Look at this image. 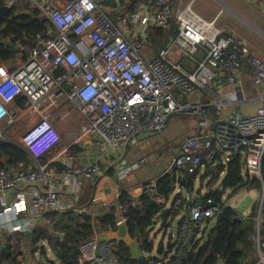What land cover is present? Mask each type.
Masks as SVG:
<instances>
[{
	"label": "built area",
	"instance_id": "obj_1",
	"mask_svg": "<svg viewBox=\"0 0 264 264\" xmlns=\"http://www.w3.org/2000/svg\"><path fill=\"white\" fill-rule=\"evenodd\" d=\"M193 1L178 6L175 0H149L132 14L124 15L118 24L103 9V0H63L60 4L45 0L38 4L48 25L34 34L32 45L25 39H15L18 52L26 58L0 79V124L27 121L19 143L32 161L26 170L22 169L23 164L18 170L0 169V227L4 225L12 235L46 228L52 239L62 240L65 233L56 228V220L50 215L69 210L81 213V179H94L105 173L97 160L67 164L65 169L38 163L61 140L50 122L61 99L85 119V133L99 156L109 162L115 158L117 180L147 161L145 156L127 161L120 156L124 149L135 146L141 136L162 130L171 115L198 117L197 133L183 140L171 160V169L188 177L197 173V178L207 164L212 168L226 166L231 154L245 152L247 162L255 163L251 175L261 179L264 93L252 115L230 117L217 122L212 130L206 118L208 107L191 103L188 98L212 84L216 72L221 70L233 91L218 98L217 110L225 103H236L243 92L241 65L250 66V79L260 88L264 87V62L251 52L244 39L216 28L213 21L200 16L192 7ZM12 2L9 1V7ZM129 19L139 26L133 37H127L132 31L128 28ZM171 21L177 32L169 44L149 58L144 56L142 38L147 29L166 28ZM170 51L177 52L181 60L193 62L195 68L187 71L180 62H173ZM199 53L203 54L201 60L197 58ZM20 97L26 98V106L12 108ZM0 138H4L1 131ZM63 186L70 191L67 203L59 195ZM137 189V195L146 194L155 204L166 206L168 201L157 195L154 181ZM182 192L177 187L179 195L167 206L183 212L175 225V220L168 225V240L173 243L178 260L186 257L198 232L220 213L219 205L212 199L201 198V189L196 198L200 203L190 193L182 197ZM224 192L222 200H227ZM136 202L133 199L132 204ZM182 204L185 206L181 207ZM125 213L126 207L119 206L115 226L127 223ZM241 218L243 215L237 213V219ZM256 228L253 251L258 264H264V241L258 223ZM137 240L140 244V238ZM117 244L114 240L99 241L94 233L77 246L74 262L118 264ZM150 257L147 264H167L166 259L161 261L162 256Z\"/></svg>",
	"mask_w": 264,
	"mask_h": 264
},
{
	"label": "trees",
	"instance_id": "obj_2",
	"mask_svg": "<svg viewBox=\"0 0 264 264\" xmlns=\"http://www.w3.org/2000/svg\"><path fill=\"white\" fill-rule=\"evenodd\" d=\"M15 4L10 8L7 17L0 21V63H6L14 57V53L10 52L4 46V42L9 39L14 43L15 38L26 37L27 44L32 45L34 34L46 25L47 20L39 18L36 10L24 11L28 8L27 2L24 0H15ZM140 1L133 0L129 5V11L133 12L135 6ZM4 0H0V6ZM177 32V28L173 21L166 28L154 27L149 31L151 42L156 43L158 50L165 48L169 39H172ZM18 102V103H17ZM16 103L23 108L26 103L25 97L17 99ZM74 150V148H72ZM76 151L78 148L75 149ZM43 163V157L40 159ZM31 157L26 150L19 144L9 142L0 138V169H18L23 164L24 170L28 164H31ZM57 165V163H52ZM208 165V164H207ZM245 168V160L241 153H233L230 155L229 162L226 166L213 167V172L206 184L207 192L202 198H210L220 207L221 215L214 219V225L206 231L204 227L197 234L192 242L186 257L176 259L174 254L173 243L168 240L166 248L160 243L157 246V252L163 256V260H167V264H246L247 257H254L253 237L257 231L256 216L259 210L257 201L252 205L250 213L241 219H237V213L233 208L227 205V200H222L223 191L229 190L230 195L241 188L255 187L261 191V184L264 185V154L260 164L261 180L256 177L250 178L247 173L242 174ZM224 175L221 176V172ZM196 174L189 176L188 187L191 190L192 181L196 178ZM182 174L175 169H171L160 176L155 182V189L158 196L168 201L171 194L176 191L177 183L181 179ZM220 178L217 187L212 188V183ZM222 188V190H220ZM179 195L175 193L174 196ZM118 206H125L127 217V229L131 237L140 238V242L146 238L144 244H139L140 252H150L152 243L148 241L149 231L156 222L160 223V230L166 232L168 225L173 222L181 211L170 207L165 213H162L164 204L148 205L150 198L146 194H140L138 204L133 205V198L122 190L117 198ZM115 208L112 207L104 215L97 217L95 224L90 216L79 215L73 211L65 212L61 216H55L57 229L65 233L62 240H54L49 238L46 228H37L27 236L24 233H17L11 238L4 239V251L0 254V264H17V257L22 256L21 245H24L25 238H29L30 245L35 247L40 241L46 240L49 249L57 259L59 264H75L70 262V254L73 246H78L81 242L93 236V228L99 232L115 228ZM209 223V222H208ZM207 223V224H208ZM258 231L261 241H264V200L260 208V222H258ZM118 264H137V260L132 258L129 249L122 242L117 244ZM1 246V243H0ZM32 251V250H31ZM43 252V248H41ZM250 257V256H249ZM257 257L251 261L255 264ZM39 264H44L43 262ZM162 264H166L162 262Z\"/></svg>",
	"mask_w": 264,
	"mask_h": 264
},
{
	"label": "crops",
	"instance_id": "obj_3",
	"mask_svg": "<svg viewBox=\"0 0 264 264\" xmlns=\"http://www.w3.org/2000/svg\"><path fill=\"white\" fill-rule=\"evenodd\" d=\"M9 1H8V3H9ZM24 1L28 3L27 4L28 8L24 11L25 13H28L29 10H36L38 12L37 16L43 20H46L43 13L38 8V4L41 2H44L45 0H24ZM62 1L63 0H56V2L58 4H60ZM132 1L133 0H103L102 5H103V9L106 11V13L109 15V17L113 20V22L118 24L119 21L124 17V15H126L127 13L132 14L141 5L147 4L149 0L148 1H140V3L135 6L134 11L130 12L129 11V5ZM190 1L191 0H186V1L181 2L180 0H175L176 4L178 6H184L185 4L189 3ZM195 1L196 0H194V3H195ZM246 1L251 6L252 5L256 6L258 8V10H259V7L261 6V10L263 11V14H264V0H246ZM5 2H6V0H4V3L1 6L5 5ZM15 2L16 1L13 0L10 7L8 6V3H6V5L9 7V10L15 4ZM194 3L192 6L193 9H194ZM258 4H260V5H258ZM196 10L200 11L199 13H201L203 15L204 10L202 7L198 6L196 8ZM201 10H203V11H201ZM217 16H218L217 14L215 16H213V14H212L210 17L205 16L206 18H209L211 20H207L203 16L202 17L206 21H209V22L213 21L214 25H215ZM220 27H222L220 29L227 31L225 28H223L226 26H220ZM128 28L131 29L132 31H130L129 33L127 32L128 33L127 37H133L134 35L137 34V32L139 30V26L137 24H135L134 22H132V20H130V19L128 21ZM151 29L152 28L149 27L146 31L145 36L142 38L143 55L146 56L147 58L153 56L158 51V48L156 47V43H154L153 41L151 42L150 36L148 35L149 31ZM140 32H141V28H140ZM227 32L233 33L230 31H227ZM238 37H240V36H238ZM12 38L14 39V41H15V39H25V41H28V39L26 37L15 38V36L12 35ZM170 40L171 39H169L167 45L169 44ZM5 42H11L14 45V47L16 48V46L14 44L15 42L13 43L9 39H7ZM12 53H14L15 55L11 60H9L6 63H0V79L3 76L12 72L15 68H17L26 58V56L24 54H20L18 52V50H17V52H12ZM169 58L173 62H180L182 64V66L184 67V69L187 71H192L195 68V64L193 62L188 61L186 59L181 60L180 55L175 51L169 52ZM197 58L199 60H201L203 58V54L199 53L197 55ZM220 73H221V70L216 72L217 77L213 81L212 84L208 85L204 89L198 90L194 95H192L188 98V100L191 103H199V104H203V105L208 107L209 112L206 114V118L209 121V129H211V130L213 129V128H211L212 123L215 126L217 122L226 121L230 117L237 118V116H241V118H244V117H248V116L252 115L256 111V109L260 106V104H261L260 96L264 93V87L258 88V87H255L253 85V83L250 79V66L247 64H242L241 68H240V77L242 80L243 92H242L241 96L239 97V100L236 103H225L222 106H220L219 109L217 110L216 103H217L218 98H222L224 96V94H227V93H230L233 91V86L227 84L224 81V77ZM16 101L13 102L11 107L12 108H21L18 106V104H17L18 102L16 103ZM26 103H25V106H26ZM223 107L226 108L225 109L226 112L224 114L221 112V109H223ZM64 114L58 115L56 113H51L50 122L55 127V129H62L63 128L64 122L62 120L64 117H66ZM173 116H176V115H173ZM171 117L172 116H170L168 118V121L170 120ZM194 118L196 119L195 126L191 130H188V134H186L179 141H177L176 144L170 143L167 146L164 144L163 145H156V143L153 141L150 144L151 146L144 147L142 143L144 141H147L151 137V135L153 134V133H151V134H146V135L141 136L139 138L138 143L135 146H127L124 149V153L120 154V156H123V158L126 159L127 161H132L138 157L145 156L147 159L146 163H148V161H149L148 156L150 155L151 152L153 154H155L157 149H158V151H159V149H163V152H160V151L157 152L158 156H163V153L165 151H167V148H169V150L167 151L170 154V158L168 159V163H164L162 167H159V168L154 169V170L151 169L150 166H146L145 165L146 163H145V164H142L139 167V169H137L136 171L129 173L125 178L117 180L116 174H115V171L113 168V162H114L115 158H113V160L109 162V160H105L106 157L99 156L96 149L90 143V140L85 133V130L87 128V123H86V121H84L85 119L83 121H79L78 123L71 121V120L66 122L68 128H70V130H69L70 137L72 138L78 134L77 137H75V140H74L72 146H70L67 150V153H69V157L65 153L63 155H61L59 153L58 154L56 153L57 154L56 155L53 153L57 150L58 145L61 142V140H60L59 144L54 149H52L51 151L46 153L44 156H42L44 162L41 163V161H40V159L42 158L41 157L38 159V163L41 165H48V166L57 167L60 169H65L67 167V164H80V163L88 162L90 160L99 161L100 167H102V170L105 172L104 175L98 176L94 179H85V178L81 179V184L79 186L78 204L81 207H83L82 208L83 211L81 213H76L75 211H73L79 215L90 216L92 219H94L93 223L95 224L97 217L104 215L112 207L115 208L116 203H117L116 200L118 198L117 196H119V193L122 190H125L133 199L136 200L138 198V195H137V191H135V190H138L137 189L138 187L154 181L161 174L171 170V168H170L171 160L179 151V148H180L183 140L185 138L191 137L197 133L198 117L194 116ZM168 121H167L166 125H168ZM6 127H10V126H6ZM2 134L4 136V133H2ZM3 139H5L9 142L11 140V139H9V137L7 138L5 136ZM72 148H74V150ZM76 148H78L77 151L75 150ZM51 153H53L52 154L53 156L51 155L49 157H46ZM244 153H242L241 155H242L243 159L245 160V168H244L245 174L247 173V175L250 178L255 177V176L251 175L252 174L251 170H253L252 167L255 166V163L253 161L247 162V160H246L247 155ZM72 157L74 158V161L72 160ZM158 161L159 160L157 159V162ZM52 163H57V165H53ZM201 169H204V171H205L204 175L211 176L210 173L213 172L212 167L208 166V165L201 168ZM13 170H18V169H13ZM200 179H201V177H200ZM202 180H203V178L201 179V181ZM259 180H261V179H259ZM73 183H75V182H73ZM261 186H262V184H261ZM190 191L191 190L189 189L187 191V193H190ZM225 192H224V194H225ZM59 195H60V199L62 200L63 203H67L70 199V196H69L70 191L67 190L64 186L59 188ZM181 196H182V193H181ZM202 196H201V198H202ZM196 198L198 199V196L193 197V199L195 201H196ZM170 201H171V199L169 198L165 207L169 206ZM252 205H251V207H252ZM183 206H185V205L182 204L181 207H183ZM69 211H72V210H69ZM69 211H66V212H69ZM250 211H251V209H250ZM62 214H58L55 216H61ZM257 214H258V212H257ZM246 216L247 215H243V217H246ZM115 218H116V216H115ZM256 218H257V216H256ZM53 219H55V218H53ZM259 222H260V216H259ZM208 224H206L205 227H207ZM56 227H57V223H56ZM37 228H39V227H36L35 229H37ZM110 230H116V226L113 229H109V230H105V231H101V232H99L98 230L93 228V234L95 233L96 238L99 240V234H101L102 232L110 231ZM24 234H26V233H24ZM48 234H49V231H48ZM26 235L28 236L29 233ZM12 236L13 235L8 232V230L6 229V227L4 225L1 226L0 227V243H1L0 248L1 247L4 248V246H3V245H5L4 239L6 237L11 238ZM49 238H51V237L49 236ZM28 239L29 238H25L24 245H21V249L23 248L22 256L17 257V261L22 262L23 264H28V262L31 259L32 254L37 252V250L39 248L40 249L42 248L39 246L40 242H44L48 246L47 241L43 240V241H40L35 247L32 248V246L30 245L31 243ZM54 240H56V239H54ZM48 249H49V247H48ZM3 251H4V249H3ZM2 252H0V254ZM249 256L247 257L246 264H251V261L256 258L255 254L253 256L254 257L253 259L251 258V255H249ZM57 263H58V261H57ZM30 264H32V263H30ZM255 264H258V260L256 261Z\"/></svg>",
	"mask_w": 264,
	"mask_h": 264
},
{
	"label": "rangeland",
	"instance_id": "obj_4",
	"mask_svg": "<svg viewBox=\"0 0 264 264\" xmlns=\"http://www.w3.org/2000/svg\"><path fill=\"white\" fill-rule=\"evenodd\" d=\"M180 1L183 2L186 0ZM193 3L194 1L192 2V6ZM198 6L203 8V15L199 13L200 11H197L198 9L196 10ZM194 9L197 11V13H199L200 16H203L207 20L211 19L206 18L205 16L210 17L212 14L213 16L217 14L218 16L214 26L219 29L222 28L220 26H226L223 28H225L227 31L233 32V34H236L237 36H240V38L244 39L247 42L251 52L264 62V14L261 10V6L258 10L256 6H251L250 4H248L246 0H196L194 3ZM59 104L60 107L53 113H56L58 115H63L65 113L64 115L66 117H64L62 120L64 122L63 128L56 129L60 134L61 142L58 145L57 150L53 153H59L61 155L65 153L69 157V153H67V150L70 146H72L75 137H77L78 134L71 138L69 132L70 128H68L66 122L71 120L78 123L79 121H83L84 118L75 109H72L67 106L64 102V99H61L59 101ZM225 109L226 108L224 107L223 109H221V112L223 114L226 112ZM171 116L172 117L168 121V125H166L159 132L153 133L147 141H144L142 143L144 147L151 146L150 144L153 141L156 143V145L164 144L167 146L170 143L176 144L177 141H179L182 137L188 134V130H191L196 124V119L193 115ZM26 125L27 121L25 119L18 120L14 124L9 125L10 127H6L4 123H1L0 131L4 133L5 137H9V139H11L10 142L19 143L20 136L25 130ZM168 150L169 148H167V151ZM159 151L163 152V149H159ZM159 151L157 149L155 154L151 152L148 156L149 161L145 164L146 166H150V168L153 170L162 167L164 163H168V159L170 158V154L167 151L163 153V156H158L157 152ZM53 153L49 154L46 157L51 156ZM157 159L159 160L158 162ZM72 160L74 161L73 157ZM204 173V169H200L197 178L193 179L192 188L190 191L192 197H196L200 189L201 195L207 192L206 184L210 176L204 175ZM242 174L245 175L244 168ZM200 177L201 179L203 178L202 181ZM219 183L220 178L214 183H212V188L217 187ZM175 193L176 191L171 194V200L173 199ZM186 194L187 190H183L182 197L186 196ZM225 196L227 197V205L233 208L235 212L241 215H248L251 209L250 207L253 203L257 201V206L260 207L259 202L262 196V188L261 191L255 187L241 188L232 195H230L229 190H227L225 192ZM137 200L138 198L136 199V201ZM135 204H138V201ZM182 215L183 212L178 213L175 218L174 225L177 223V221ZM213 225L214 220H211L207 225L206 231H208ZM170 231L171 228L168 227L166 232H163L162 230H160V223L156 222L153 228L149 231L148 236V241L152 243L151 251L143 252L142 254L147 256H162L157 252V246L162 243L163 247L166 248ZM39 246L43 248V252L39 248L37 252L32 254L28 264H39L41 262H43L44 264H58L55 256L48 249L46 243L40 242Z\"/></svg>",
	"mask_w": 264,
	"mask_h": 264
},
{
	"label": "water",
	"instance_id": "obj_5",
	"mask_svg": "<svg viewBox=\"0 0 264 264\" xmlns=\"http://www.w3.org/2000/svg\"><path fill=\"white\" fill-rule=\"evenodd\" d=\"M9 0H6L5 5L0 7V21L4 20L5 17L8 14L9 11V7L6 5V3H8ZM4 46L7 47L11 52H17V49L14 47V45L11 42H4ZM65 88L68 89V85L65 84ZM236 119H241V116H237ZM211 128L214 129V124H211ZM189 177L188 176H182L181 179L178 181L177 183V187L179 189H183V190H187L188 187V183H189ZM264 200V196H261L260 199V207H259V211L257 214V218L256 221L257 223L259 222V216H260V208L261 205L263 203ZM196 202L200 203L199 200L196 199ZM154 204L153 200H150L148 205H152ZM115 216L116 219L119 218V206L116 203L115 206ZM169 210V207H165L162 210V213L166 212ZM219 215H221V213H219ZM99 240L100 241H111L114 240L117 243H124L126 245V247L129 249L130 254L132 256V258H134L135 260H137V264H147V261H149L151 259L150 256L147 255H143L142 252L139 251V242L137 240V237H131V235L128 232L127 226L125 222H120L118 223V225L116 226V230H110L107 232H102L101 234H99ZM146 242V238L142 240V242H140V244H144ZM3 247L0 248V252L3 251ZM77 252V246H73L72 248V252L70 254V262L74 261L75 255ZM17 264H23L22 262H18Z\"/></svg>",
	"mask_w": 264,
	"mask_h": 264
}]
</instances>
